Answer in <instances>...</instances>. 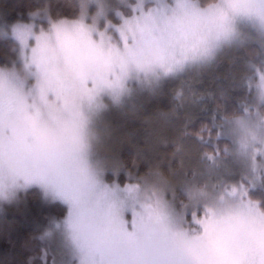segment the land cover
I'll list each match as a JSON object with an SVG mask.
<instances>
[{"label":"snow or ice","instance_id":"snow-or-ice-1","mask_svg":"<svg viewBox=\"0 0 264 264\" xmlns=\"http://www.w3.org/2000/svg\"><path fill=\"white\" fill-rule=\"evenodd\" d=\"M30 196L0 264H264V0L0 5L6 240Z\"/></svg>","mask_w":264,"mask_h":264},{"label":"trees","instance_id":"trees-1","mask_svg":"<svg viewBox=\"0 0 264 264\" xmlns=\"http://www.w3.org/2000/svg\"><path fill=\"white\" fill-rule=\"evenodd\" d=\"M28 2V0H0V5H16ZM46 209L39 201L30 196L27 205L21 204L19 206H10L8 208V220H15L17 227L10 233L9 238L6 240L0 235V255H2L9 247V240L22 243L23 238L27 237L32 231V221L40 219L41 213ZM3 226V220L0 219V227ZM32 253H25V258Z\"/></svg>","mask_w":264,"mask_h":264}]
</instances>
